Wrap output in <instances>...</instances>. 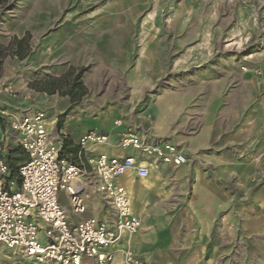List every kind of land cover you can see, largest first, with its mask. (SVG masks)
<instances>
[{"label": "rangeland", "instance_id": "1", "mask_svg": "<svg viewBox=\"0 0 264 264\" xmlns=\"http://www.w3.org/2000/svg\"><path fill=\"white\" fill-rule=\"evenodd\" d=\"M27 32L30 55L7 56L0 78L3 158L22 149L3 140L10 101L27 98L38 107L40 97L53 94L29 85L69 71L65 83L81 74L88 92L65 116L86 114L84 123L100 132L123 118L148 136L170 139L187 164L208 166L181 141L184 132L177 128L184 122L186 135L210 130L213 143L236 137L248 121L262 122L263 131L264 0H0V45ZM156 110L160 120L173 123L165 137L142 119ZM136 153L137 160H147ZM0 264L37 263L0 244Z\"/></svg>", "mask_w": 264, "mask_h": 264}, {"label": "crops", "instance_id": "2", "mask_svg": "<svg viewBox=\"0 0 264 264\" xmlns=\"http://www.w3.org/2000/svg\"><path fill=\"white\" fill-rule=\"evenodd\" d=\"M10 102L12 115L45 108L61 149L63 138L69 137L78 149L77 161L96 158L97 154L81 147V136L97 129L84 123L89 118L86 114L71 112L65 116L71 105L68 98L43 96L36 103L38 107L29 105L27 98ZM59 117H65L61 130L57 129ZM160 118L157 110L155 114L142 115L143 120L151 121L156 135L165 137L174 130L173 123L170 120L164 123ZM72 122L77 123L71 126ZM259 124L248 121L236 137L213 143L210 130L186 135L184 122L177 128L184 132L181 141L201 153V159L208 164L206 168L187 163L177 166L172 161L150 164L144 160L150 164L148 177H139L136 170L120 176L117 183L129 191L133 213L142 218L143 225L135 235H125L111 248L114 251L111 264L116 259V264H124L128 247L145 264H264V125L260 133ZM123 128L102 130L110 141L96 150L113 156H136L135 149L118 146ZM71 155L64 158L71 159ZM173 199L180 201L173 205L170 203ZM60 201L74 221L87 217L107 222L111 219L97 194L89 196L87 212L81 216L73 213L63 192Z\"/></svg>", "mask_w": 264, "mask_h": 264}, {"label": "built area", "instance_id": "3", "mask_svg": "<svg viewBox=\"0 0 264 264\" xmlns=\"http://www.w3.org/2000/svg\"><path fill=\"white\" fill-rule=\"evenodd\" d=\"M6 116L3 140L22 147L28 159L18 168L20 187L15 188L16 178L10 177L8 161L0 156V244L37 264H111V248L125 235H135L143 225L142 218L133 213L129 191L117 183L141 161L136 156L96 150L110 137L95 129L84 132L81 147L97 154L96 158L80 162L61 158L60 139L45 110ZM126 123L123 118L115 120L116 128L124 127L118 135L119 147L135 149L150 164L172 161L179 166L187 162L186 154L172 141L153 138L131 125L125 128ZM145 170L150 171V167ZM62 192L78 216L87 212L89 196L97 194L111 219H70L60 201ZM124 261L145 264L130 247Z\"/></svg>", "mask_w": 264, "mask_h": 264}, {"label": "trees", "instance_id": "4", "mask_svg": "<svg viewBox=\"0 0 264 264\" xmlns=\"http://www.w3.org/2000/svg\"><path fill=\"white\" fill-rule=\"evenodd\" d=\"M31 34L27 32L24 36H14L10 41L8 45H0V78L2 77L3 72V65L5 63V58L7 56L15 57L17 59H25L28 57L31 53ZM72 71L67 72L65 76L61 78H53L48 81H42V82H35L33 84H30L29 87L33 89L34 91H40L47 93L49 95L51 94H57L59 93L62 96H69L71 101V106L75 104H80L81 99L86 95L88 92V89H86L84 83L81 81V74L76 76L75 81H69L65 83V81L71 76ZM66 87V90H65ZM82 90V92H81ZM80 91V92H79ZM72 109V108H70ZM65 119L63 117H59L57 129L61 130L64 127ZM63 138V137H62ZM64 144L61 149V158L69 157V153L72 155L70 156L72 161H77V147L73 146L72 139L63 138ZM8 164L10 166V172L11 178H16L18 176V165L21 166L23 161L25 162L27 160V155L23 153V150L21 148H12L9 150L8 153ZM84 157V156H83ZM84 159V158H83ZM20 187V180L18 182L17 188Z\"/></svg>", "mask_w": 264, "mask_h": 264}, {"label": "bare ground", "instance_id": "5", "mask_svg": "<svg viewBox=\"0 0 264 264\" xmlns=\"http://www.w3.org/2000/svg\"><path fill=\"white\" fill-rule=\"evenodd\" d=\"M146 168H148L147 164L145 162L141 161V162H137L130 171L136 170V173L139 177L146 178L150 175L149 170L147 172H146V170H145V172L143 171V169H146ZM140 171H141V174H140ZM132 210H133V202H132ZM124 264H126L125 261H124Z\"/></svg>", "mask_w": 264, "mask_h": 264}]
</instances>
